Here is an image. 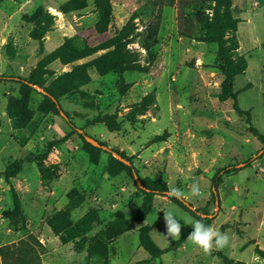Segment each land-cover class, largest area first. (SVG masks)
<instances>
[{"label":"rangeland","instance_id":"obj_1","mask_svg":"<svg viewBox=\"0 0 264 264\" xmlns=\"http://www.w3.org/2000/svg\"><path fill=\"white\" fill-rule=\"evenodd\" d=\"M106 1L112 20L100 31L93 0H80L84 7L68 11L69 0H0V264H264V143L248 127L264 137V0H230L238 23L226 37L233 34L235 57L245 68L234 78V98L224 101L218 98V44L200 39L198 21L210 20L216 0ZM38 7L51 21L33 39L30 16ZM154 21L156 60L148 72L95 68L96 61L106 65L112 49L100 44L124 25L130 27L126 49L142 58L139 40ZM88 48L92 52L81 57ZM59 53L71 61L62 62ZM49 57L55 58L46 64ZM22 79L43 86L30 84L41 90L32 86L26 123L7 108L10 97L19 98ZM66 86L72 90L63 93ZM46 89L66 118L52 109ZM77 129L123 153L132 170L119 167L110 175L112 154L92 147ZM27 154L40 159L23 163L12 176L3 174ZM156 187L179 189L198 213L212 215L209 225L226 233L229 244L205 253L190 242L189 221L200 219ZM73 188L83 200L69 212L81 231L70 239L66 230L55 234L50 223ZM14 200L24 232L2 217ZM147 202L144 220L118 235L113 230L111 237L118 218L133 217ZM166 210L187 237L181 247L150 258L141 240L167 248L181 235L165 234Z\"/></svg>","mask_w":264,"mask_h":264},{"label":"trees","instance_id":"obj_2","mask_svg":"<svg viewBox=\"0 0 264 264\" xmlns=\"http://www.w3.org/2000/svg\"><path fill=\"white\" fill-rule=\"evenodd\" d=\"M80 0H69L67 4L64 5L65 10H77L84 7L85 4H77ZM94 5L99 13V22L97 23V29L100 31H105L107 29L108 24L112 20V10L111 5L106 0H93ZM230 0H216L214 5V12L210 20H206L203 18H198V21L202 23L201 30L203 32L201 36V40L209 43H217L218 51H217V59L219 61V66L221 73L223 75L222 82L220 84V92L218 94V98L221 101L227 99L234 98L233 92V83L234 78L245 68L243 66V62L241 60L238 61V57H235V51L239 48L235 38L232 35L230 37H226L227 34L234 32L236 30V24L238 23L237 18H233L230 12ZM200 15V14H198ZM51 21V16L44 11L41 7H38L30 16V22L33 24V28L30 31V36L33 39L41 38V28L47 27ZM159 23L157 21L149 22L146 28L142 32V36L139 40L140 47L143 49L144 54L142 58H139L138 54L134 52H130L126 49L127 44V35L129 33L130 27L127 25L122 26L120 29H114L112 37L104 41L101 45L102 48H112L107 52L105 57L108 59L106 65L104 66L100 61H96L94 63L95 68L101 73H109V72H119V71H138L142 73H146L150 70L156 60V53L153 50V45L155 41V37L158 33ZM264 48V44H263ZM92 52L91 48H88V52L80 55L81 57L88 56ZM45 58L44 61L48 64L52 59ZM58 58L62 62H70L65 59L62 54H58ZM78 57L74 59H78ZM240 59V58H239ZM81 67V66H80ZM85 67V65H84ZM51 73V72H50ZM30 84H36L40 87H43L41 83L34 80H20V90H19V98L10 97L7 103V108L14 112L20 119L21 122L26 123L27 121L24 119L25 112L27 111V100L29 94L35 89L30 86ZM72 88H68L66 86L63 90V93H67L71 91ZM50 93V98H54V93L46 89ZM55 99V98H54ZM56 100V99H55ZM51 107L53 110L57 111L58 105L57 101L54 102L51 98L50 100ZM44 110V108H41ZM237 110V108H236ZM238 113H241L237 110ZM27 118V117H26ZM252 134L261 142L264 143V137L258 133L255 128L250 127L248 125ZM85 140L82 134H79ZM86 141V140H85ZM87 142V141H86ZM99 142V141H98ZM88 143V142H87ZM90 144V143H88ZM102 144V143H101ZM91 145V144H90ZM104 145V144H102ZM94 147L93 145H91ZM97 148V147H95ZM121 157L130 162V159L125 156L121 152H117ZM40 156H35L33 154H27L22 159H17L11 162L5 169V176H12L16 172H18L21 168V165L25 162H38ZM111 164L108 170L110 175H116L119 171V167H125L128 170H132L131 162L130 165H126L123 162L119 161L112 155L110 156ZM219 181L218 174L215 175L213 179V186L216 189ZM151 189V188H149ZM145 190V187H144ZM156 190L159 193H164L166 191L165 187H156ZM212 195L215 196V192L212 191ZM68 203L67 206L60 210L54 216L55 223L51 222L50 227L55 234L61 233V231L66 230L70 235V239H73L80 235L81 231L79 227L73 225L68 217L69 212L78 206V204L83 200V195L78 192L76 189H71L68 193ZM176 205H179L185 208L188 213L194 217H198L202 223L205 225H209L211 218L209 217H201L197 210H190L187 208L183 202L177 198L176 195L170 194L168 196ZM151 208V202L143 203L135 212L133 217L129 219L118 218L117 225L112 228L111 237H113V230L115 231L114 235L121 234L123 232L129 231L134 228V224L137 221L144 220L148 212ZM206 214V213H203ZM208 215V214H206ZM2 217L7 219L12 228L16 231H25L26 230V221L24 216L21 213L19 204L17 200L13 201V205L10 209L4 210L2 212ZM187 235L181 234L176 240L172 241L167 248H160L159 246L152 243L150 245L144 243L141 240V243L147 250H150V258H158L161 254L166 252L169 249H177L182 246V243L186 240ZM64 240V238H62ZM143 263V261H139L136 264Z\"/></svg>","mask_w":264,"mask_h":264},{"label":"clouds","instance_id":"obj_3","mask_svg":"<svg viewBox=\"0 0 264 264\" xmlns=\"http://www.w3.org/2000/svg\"><path fill=\"white\" fill-rule=\"evenodd\" d=\"M199 191V186L194 183L191 186L192 195H199ZM171 192L177 198H182V193L179 189L173 188ZM189 222L192 224V231L189 233L187 239L201 248L205 253L210 252L213 246L223 248L229 244V236L226 233L220 232L219 229L205 225L200 220ZM163 223L166 230L165 234L169 237H177L181 234L182 225L171 210L163 212Z\"/></svg>","mask_w":264,"mask_h":264},{"label":"water","instance_id":"obj_4","mask_svg":"<svg viewBox=\"0 0 264 264\" xmlns=\"http://www.w3.org/2000/svg\"><path fill=\"white\" fill-rule=\"evenodd\" d=\"M32 86H34L35 88H38V89L41 90V88H39V87L36 86V85H32ZM49 96H50V95H49ZM51 98H52V100H53L54 102H56V100H55L53 97H51ZM58 109H59V106H58ZM59 112H60L61 115H63V116L66 118V116L64 115V113H63L62 110L59 109ZM77 131H78L79 134H82V135L84 136L85 140H86L88 143H90L91 145H93L94 147H97V148H100V149H102V150H104V151H106V152H109V153L112 154L113 157H115V158L118 159L119 161L123 162L124 164L130 165V162H129V161H127L126 159H124L123 157H121L117 152L111 150L108 146H106V145H102L100 142H98V141L95 140L94 138L85 135L81 129H77ZM135 177H136V176H135ZM138 185H139L140 188H143L142 185H141V183H140L139 181H138ZM214 192H215V191H214ZM165 193H167L168 195H170V194L175 195V194H173L172 192H169V191H168V192H165ZM179 199L183 202V204H184L187 208H189L190 210H195V208L192 207L191 204H189L188 202L184 201L182 198H179ZM216 202H217V200H216ZM198 214H199L201 217H209V218H212V215H211V214H208V215L203 214V213H198Z\"/></svg>","mask_w":264,"mask_h":264}]
</instances>
